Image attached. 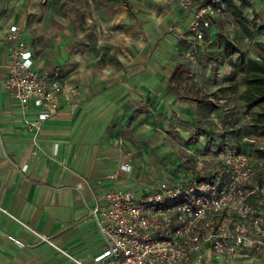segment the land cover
<instances>
[{"label": "rangeland", "instance_id": "obj_1", "mask_svg": "<svg viewBox=\"0 0 264 264\" xmlns=\"http://www.w3.org/2000/svg\"><path fill=\"white\" fill-rule=\"evenodd\" d=\"M103 1L0 0V26L25 21L23 31L54 49L67 82L91 93L73 112L88 115L81 128L102 131L101 148L87 153L94 167L140 198L163 180L186 186L217 178V152L232 146L254 161L264 181V131L252 128L261 106L241 98L242 55L210 54L224 36L238 37L246 57L263 61L264 0H232L245 1L247 26L221 0L204 29L207 44L190 28L192 9L180 0ZM53 38L57 43H49ZM256 202L264 214V199Z\"/></svg>", "mask_w": 264, "mask_h": 264}, {"label": "built area", "instance_id": "obj_2", "mask_svg": "<svg viewBox=\"0 0 264 264\" xmlns=\"http://www.w3.org/2000/svg\"><path fill=\"white\" fill-rule=\"evenodd\" d=\"M180 3L192 9L190 28L204 40V29L212 26L210 15L221 9V0ZM2 45L7 53L6 89L25 112L36 109L37 117L27 122L30 130H39L59 111L61 95L77 97L80 88L64 81L58 69L37 70L19 25L0 32V49ZM217 153L221 165L215 179L194 178L186 186L163 180L140 198L119 186L106 190L90 209L105 249L93 263L75 260L79 264H206L221 257L232 259L244 248L263 255L264 214L256 201L264 199V181L259 180L258 166L232 146ZM43 239L53 244L49 237Z\"/></svg>", "mask_w": 264, "mask_h": 264}, {"label": "crops", "instance_id": "obj_3", "mask_svg": "<svg viewBox=\"0 0 264 264\" xmlns=\"http://www.w3.org/2000/svg\"><path fill=\"white\" fill-rule=\"evenodd\" d=\"M12 24L23 29L25 21L21 19L20 22L16 20L0 26V32ZM23 32V38L33 51L37 70L41 73L54 69L61 71L54 49L46 45L47 42H40L36 36L29 35L26 29ZM204 42L207 44L209 41ZM49 43L57 42L53 38ZM6 61L5 45H2L0 264H79L75 258L83 263H93L95 257L104 251L106 243L92 223L90 209L109 188H129L113 184V179H106L102 168H95L94 160H89L87 155L91 148H101L98 143L102 131L90 132L81 128L88 115L78 116L73 111L86 98L85 94L91 93L83 85L75 83L81 89L80 94L77 97L61 95L57 114L44 121L39 130H30L27 121L37 117L36 109L25 112L6 89ZM73 122H76L75 126ZM252 128L259 133L263 131ZM91 138H99L96 145L88 144L91 140L85 142ZM44 237H49L53 244L45 241ZM206 264H264V254L252 256L250 249L244 248L232 259L221 257Z\"/></svg>", "mask_w": 264, "mask_h": 264}, {"label": "trees", "instance_id": "obj_4", "mask_svg": "<svg viewBox=\"0 0 264 264\" xmlns=\"http://www.w3.org/2000/svg\"><path fill=\"white\" fill-rule=\"evenodd\" d=\"M229 8L235 13L237 18L240 20V23L245 26L247 17L243 14L242 5H245V1H241L240 5H236L232 0H228ZM204 40H206L204 38ZM222 48L217 51H212L211 55H218L221 59L225 60L229 58L234 53L242 55L243 61L241 64L242 69L244 70L243 79L246 83V90L241 94V98L246 102L248 106L251 105H260L261 110L258 111L257 116L253 118L252 126L258 130L261 129L264 131V60L259 61L252 56H245L243 51L241 41L237 37L236 41L231 40L228 37L222 39ZM212 56V58H214ZM189 99H197L195 96H186Z\"/></svg>", "mask_w": 264, "mask_h": 264}, {"label": "water", "instance_id": "obj_5", "mask_svg": "<svg viewBox=\"0 0 264 264\" xmlns=\"http://www.w3.org/2000/svg\"><path fill=\"white\" fill-rule=\"evenodd\" d=\"M92 223L96 225V221L94 219L92 220Z\"/></svg>", "mask_w": 264, "mask_h": 264}]
</instances>
